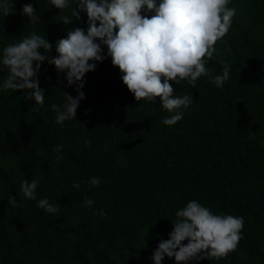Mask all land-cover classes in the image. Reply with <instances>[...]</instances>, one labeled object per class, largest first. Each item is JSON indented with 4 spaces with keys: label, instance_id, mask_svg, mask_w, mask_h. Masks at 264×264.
<instances>
[{
    "label": "trees",
    "instance_id": "1",
    "mask_svg": "<svg viewBox=\"0 0 264 264\" xmlns=\"http://www.w3.org/2000/svg\"><path fill=\"white\" fill-rule=\"evenodd\" d=\"M8 2L15 11L0 12V61L4 47L32 33L53 45L41 54L55 57L56 41L70 29L87 32L86 12L65 25L57 17L70 16L71 7L61 12L51 0ZM24 4L36 8L40 22L22 15ZM227 7L236 15L206 67L217 75L228 65L230 77L223 88L207 77L195 88L170 82L174 95L193 96L175 125L162 123L172 113L160 97L135 99L104 45L106 58L90 61L96 69L85 74L76 118L63 126L51 106H63L65 94L77 97L79 82L68 86L67 72L47 60L38 73L45 90L40 111H31L36 102L27 90L0 91V264H155L176 211L192 200L245 224L236 251L188 264H264V0H230ZM142 15L155 13L145 6ZM6 75L0 63V81ZM57 145H64L60 153ZM92 177L101 184L90 187ZM34 178L37 200L24 199L20 183ZM13 196L19 207L10 203ZM44 198L59 206L58 214L37 207ZM88 199L92 206H83ZM100 210L107 217L95 214ZM161 264L176 261L165 256Z\"/></svg>",
    "mask_w": 264,
    "mask_h": 264
},
{
    "label": "clouds",
    "instance_id": "2",
    "mask_svg": "<svg viewBox=\"0 0 264 264\" xmlns=\"http://www.w3.org/2000/svg\"><path fill=\"white\" fill-rule=\"evenodd\" d=\"M230 0H76L73 7L70 0H51V4L63 12L71 7V15H59L57 19L65 25L73 19L79 21L80 13L88 16L87 32L76 27L70 29L66 38L56 41L57 56L41 54V49L51 52L53 45L41 35L32 33L19 43L3 48L2 63L7 75L0 81V91H26L27 99H34L36 106L31 109L40 111L45 103V90L40 87L38 73L47 60L55 65L58 72H67L68 86L78 84V96L65 94L63 106L53 103L56 123L76 118L79 103L85 98V74L96 69V63L106 57L102 55L107 46V56L112 58L113 66H118L121 79L137 101L153 103L157 97L162 99V108L172 113L162 123L175 125L183 119L182 108H188L193 102L192 95H174L170 82L180 85L186 81L193 88L201 77H207L217 88H223L230 77V67L224 65L222 74L213 75L206 67L214 58V45L229 32L232 19L236 15L234 8L227 5ZM154 12L149 18L142 15L145 9ZM14 5L8 0H0V12L4 17L14 14ZM22 15L31 22H40L36 8L24 4ZM90 61H94L90 63ZM163 78V82H162ZM91 144V141H87ZM64 145L53 149L60 153ZM39 155V153H37ZM63 159L61 155L56 160ZM99 177L90 178V187L101 184ZM38 179H25L20 183L19 191L24 199L37 200ZM73 188L81 187L74 181ZM13 207H19L15 196L10 200ZM93 201H84L85 207H91ZM38 208L50 214H58L59 206L49 199H40ZM107 217L102 210L95 213ZM173 220L174 230L170 238L162 240L154 251L152 259L161 264L165 256L175 258L176 264H188L193 260L226 258L238 248L243 238V217L227 214H215L199 201L192 200L176 211ZM188 243L184 244L183 241Z\"/></svg>",
    "mask_w": 264,
    "mask_h": 264
}]
</instances>
